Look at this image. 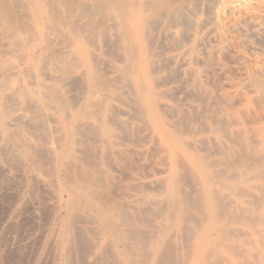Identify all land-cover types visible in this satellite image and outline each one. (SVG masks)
Masks as SVG:
<instances>
[{"label": "bare ground", "instance_id": "6f19581e", "mask_svg": "<svg viewBox=\"0 0 264 264\" xmlns=\"http://www.w3.org/2000/svg\"><path fill=\"white\" fill-rule=\"evenodd\" d=\"M250 1H248V3ZM256 1L257 0H255L254 2ZM214 2L215 0H0V146L9 148L12 155H10L9 158L17 157L25 159L28 163L27 166L31 174L36 173V175L39 176L44 171V167L47 168L48 165L45 164V166V160L43 161L41 158L37 157L38 151L35 150L37 143H35V145L33 141L37 142L38 140V145L39 143H41V146L45 145L46 143V145H48L49 143H54L53 147H48L49 149L51 148V152H49V149L47 151L51 153L52 156L49 157L51 158L49 160H51L53 163L51 164L49 162V165H51L49 167L53 168L52 172H56V174L59 175V172L64 170V168H67L71 170V174H73V177L68 178V181L59 182L58 184V189L61 192L67 193V198L65 199L66 212L65 214H60V216H57V223L59 224L58 248L60 250L58 264H75L73 255L76 254L74 257H78L79 255L77 251H79L78 247H80V245L78 244L80 243L78 242H81L82 246L83 234L82 232H79L75 227V221L77 219L79 220L77 216L80 217L81 215H76V213L74 214V210L81 209L82 205H85V207H87L88 214H91L95 218L94 220H104V223L102 222L103 224H100L104 225V227L107 229L106 231L109 232V234L113 237V241H111L110 244L114 246V253L112 254L116 255L115 259L113 258V261L105 262L106 260H102L101 255H97L98 257L100 256V261H103V263L105 262V264H229L232 263L231 261L233 260L229 259L228 256L226 257V254L237 253H242L245 256L244 262H241L240 264H264V251H253V249L251 248V246L257 243L259 239L258 237H262L260 233L262 232L264 235V230L259 231L255 229L256 227L251 230L247 228L257 221L264 224V156L259 154L262 152L261 149L264 148V139L259 140L261 142V145L259 147L250 142L246 136L240 135L241 145L238 150L243 153V156L239 160H235V156H233L234 153L232 151V146L225 144L223 141H220L221 139L219 140L218 131L214 128V125L212 124L213 122L210 120V118L212 117L215 118V112L211 110L210 112L204 114V123L218 136H215L213 138V141H209L207 138L199 139L194 137L191 132L192 129L187 125L186 119L189 118L188 115L181 116V114H185L186 110L184 109V111H182L180 107L174 106L170 102L166 101L169 93L171 92V89L166 88L165 83L166 80L169 79V75L167 74V72L165 73V70L170 67H167L168 65L176 64L175 62L177 61L179 63L181 62V65L186 67L184 74L186 75V73H190L191 75V77L187 75L185 78H192L194 80L197 79V81L200 78V71L196 69V65L193 66V62L195 60H199V46L201 47V37L198 33V30L199 27H201L203 24H212L216 29V26L219 25V16L218 14H214L215 16H209L210 18L207 17L209 19H203L204 21L200 19H193V16L196 15L192 16V14L190 15V13L195 11L194 8L196 6H191V4L195 3L196 5H204L208 9V11H213L214 5L212 6V4H214ZM233 2L237 1L233 0ZM258 3L260 4L261 2ZM217 4L219 5V3ZM236 5L238 4L236 3ZM198 7L200 8V6H197L196 8ZM235 7L237 6H234L233 8ZM250 9L247 8L246 11H250ZM254 10L255 9H253L252 11L254 12ZM258 11L256 9L257 13H259ZM253 12H247V15L249 13L250 17L253 19V17L251 16V14H253L255 19L257 15H255L256 12ZM215 13H217V11ZM226 13L227 12H225V14ZM229 14L230 13H228V15ZM240 14H238V16H240ZM262 14V11H260L259 16ZM236 16H231L230 18L234 17L236 19ZM222 18L226 19L227 17H221V19ZM234 18L232 19L235 20ZM258 18L259 17L257 16V19ZM233 20L231 22L234 24L236 20ZM259 20L262 21L261 18H259L258 21ZM241 21L242 20L240 19L237 24L239 25ZM228 22H230V20H228ZM237 24H234L235 27L237 26ZM231 27H233V25H231ZM231 27L229 31L231 30ZM213 28L212 32L210 33L212 34L214 32L215 40L219 42V47H224L225 43L227 42L225 34L227 32L218 29L215 30ZM232 30V33L234 31L236 32L234 28ZM237 32H239V29H237ZM230 36H232V34H230ZM236 36L234 35V37ZM230 38H232L231 40L235 39L233 37H229V39ZM236 39H238V37ZM240 42L242 44V40ZM238 45H240L239 42ZM247 45H250V43ZM215 46L218 47V45ZM203 49V51H205V48ZM210 49H213V45L212 48H209V50ZM173 50L181 51L177 55L169 54V52H172ZM250 50L251 49L249 48V51ZM244 51L247 53L246 49ZM231 52H234V50L229 51V53ZM240 54L243 53L241 52ZM233 55H235V52ZM245 55H242V57H246ZM257 55L260 56V54ZM259 56L255 57L260 59L261 56ZM228 59L230 60V58ZM242 61L244 60L242 59ZM203 63L205 64V62ZM203 63H201V65H204ZM245 63L247 66L249 61L248 63ZM206 64L208 63L206 62ZM215 64L216 63H214V65ZM214 65L212 67H214ZM221 65L220 67H222ZM254 65L257 66L258 63ZM260 65L258 66L260 67ZM247 69L248 68H246V70ZM249 69L250 72H252L251 67ZM246 72L249 73V71ZM260 73H264V67L257 68L254 72L251 73L250 76L248 75V77L253 80L252 83L254 84L253 86L255 88V92L257 94L264 95V81L259 80L258 78V75ZM220 75L222 74L220 73ZM176 77L172 75V79H175ZM210 77L211 76H209V78ZM263 77L264 74L262 78ZM222 78H220V82L222 81ZM178 79H181V75L180 78L178 77ZM181 82H183V80ZM169 84L170 83H168V85ZM183 86H185V84ZM213 86H215L214 83ZM228 86L230 85L228 84ZM247 89L248 87L246 88V90ZM249 89H251L250 85ZM78 91H80L79 93H82L81 98H78L76 94L72 95V92ZM181 91L182 90H180L179 92ZM68 92H71V95L67 97L66 94ZM196 92L198 93V91ZM250 93L251 92H249V94ZM199 95L201 96L202 94ZM199 98L198 100H196L195 98V100L200 101ZM207 100H209V98H207ZM207 100L206 97H203V101ZM223 100L224 98H222V101ZM262 100V102L264 103V97L262 98ZM175 101H177V98ZM181 101H184V97ZM250 101L251 99L248 98L247 102L249 103ZM213 102L215 103V101ZM237 103L240 102L238 101ZM123 104H126V106H128L127 110L130 114L129 119H122L118 115L121 109L120 106ZM211 104L213 103L211 102ZM255 104H259V102ZM258 107L259 106H257V108ZM198 108L195 110H198ZM167 112L173 114H180V112L182 113L178 115L176 121H173V118H171V114L170 119H172V121H170L168 117H165ZM250 112L251 111H249V113ZM210 114L211 116H208ZM50 121L57 124L52 125V122ZM223 121L225 122V119ZM251 121L252 120H250V122ZM214 123L216 124L217 122ZM256 124L258 123H255V125ZM259 125H261V123ZM221 127L223 128V126ZM253 127L255 126L253 125ZM130 128H134L136 130L144 128L146 129V131L149 130L153 136H156V138L159 139L160 144L163 146L165 152L167 153V159L169 163L167 177L163 181L161 180L162 182H160L163 185L162 188H160V183L156 184L153 182V184L157 185V187L154 185V188H160L161 190L158 193H150L151 191L145 194L141 193L142 195L136 198V203H138L140 206L136 209L132 208V211L125 209L123 207L125 205L123 202V206L116 205L115 203L106 204L108 202L103 203L100 201V199H97L98 197L96 198V193L98 192L97 189L101 188V190H106L108 188L109 180L111 179L112 175L107 169L106 163L103 159V169H95L94 167V169H90V164H88L89 167H86V163H81L83 157L78 156L79 154L86 155L85 151H91L93 155L92 150L96 149V151H98V148L101 150L104 156L114 155L118 158L119 156L124 154V152H126V150H124L122 147V133L126 130H129ZM225 131L227 130L225 129ZM90 134H92L94 138L88 139L87 137H89ZM146 136L149 137L150 135H145V137L143 136V138L147 139ZM224 137L225 136H223V139H225ZM128 138H130L129 135ZM205 140L209 141V143H207L208 145L205 144L208 149L207 154L202 153V146H200V143ZM212 142L214 143V146L211 145ZM134 144L136 145L137 143L134 142ZM128 147L130 148V146ZM155 147L153 148L156 149ZM157 149L159 148L157 147ZM0 150L2 149L0 148ZM5 151H2V154ZM43 151L45 152V150ZM155 151L156 150H154V152ZM154 152H151L150 154ZM214 152L218 153L221 158H212V154H214ZM87 153L90 154V152ZM86 156H84L85 158L83 161H85ZM152 158L153 157H151V159ZM156 159L157 158H155V161ZM249 160L253 161L254 163L249 164ZM18 161H20V159ZM97 162L100 163L99 161ZM22 163H20V166L15 165V168H23V166H21ZM124 163L126 164L127 161H125ZM149 165H151V163ZM140 166L142 167L143 165ZM144 166L146 167V165ZM114 167H112L111 169L113 170ZM148 167L149 166L147 165L146 170L147 173L150 174V170L153 167L151 168L150 166V172H148ZM127 169L128 168H126V170ZM14 170L15 169H13V171ZM49 170L51 169L49 168ZM128 170L130 171V169ZM133 170L135 173L136 169L133 168ZM156 171L158 170L156 169ZM19 173L21 176V172ZM139 173L141 174V172H138V174ZM2 174H4L3 170ZM17 174L14 175L15 178L18 177L19 174ZM124 174L122 173V177L124 176ZM146 175L148 176V174ZM119 176L120 175H118L117 177ZM5 178L6 177H4L3 179L4 181H6ZM127 178L128 177H126V179ZM129 179L131 181L130 177ZM19 180L21 181L22 179L19 177ZM133 180H136V178ZM11 181L12 183H10L12 185L14 183V180ZM33 181L34 179L32 180V183ZM22 183L24 184V181ZM34 185L35 181L33 186ZM133 185L137 186V184L134 183ZM4 187L6 188V186ZM189 187L190 190L188 189ZM113 188L115 187L113 186ZM131 188L132 187H130L129 189ZM139 188L141 189V186H139ZM1 190L3 189L1 188ZM6 190L7 189H5V191L3 190V192L7 194L8 192H6ZM135 190H137V188ZM43 191L44 190H42V192ZM3 192L2 195L5 196ZM99 192L100 195L101 191ZM113 193L114 192H112V194ZM16 194L17 191L16 193H14V195L17 196ZM121 194H124V191ZM121 194H118V196ZM2 195H0L1 198H3ZM47 195L48 193L45 194V196ZM255 195H258L260 206L254 205L255 201L257 200H255L254 198ZM51 196L53 197L54 195L51 194ZM5 197L9 198V196L7 195ZM56 197L55 199L53 198L55 201ZM246 197L254 199L247 200ZM43 198L44 196H42L41 199ZM119 198L121 199L120 196ZM5 199L2 200L6 201ZM41 199L40 201H42ZM47 199L48 198H46V200ZM7 200L9 201L10 199ZM43 200H45V198ZM14 201L16 200L14 199ZM10 202L12 201L10 200ZM56 202L55 204H57ZM5 203L3 204V206L6 205ZM45 203L43 205L47 206L48 204ZM10 204L12 203H9L8 205ZM48 206L43 210H51L53 207L49 206L50 208H48ZM8 207L9 206H6L5 209L4 207L0 208L8 212L9 210L7 209L10 208ZM61 207L62 206H60V208ZM132 207H134V205ZM29 209L31 210L32 208ZM4 210L3 212H5ZM38 211L41 214V208H39ZM45 211L44 214H47L49 216L50 212L48 214L45 213ZM27 212L32 211L27 210ZM41 218L43 219V217ZM2 219L3 218H1V223ZM235 222L241 223L244 227L246 226L247 229L240 228L236 230L235 228H233V224ZM45 223L46 221L43 222V227ZM78 223H83V221L80 222L79 220ZM19 224L20 221L18 222V226L23 225ZM36 226L37 225H35L34 227ZM143 226L145 227L143 228ZM38 227L40 229L43 228L39 225ZM94 227L95 226H93V228ZM3 230L5 231L6 229ZM19 230L17 229V231ZM28 231L31 232V230ZM39 231L42 232V229ZM91 231L93 232L92 229ZM96 231L97 230H95V232ZM6 232L9 233V230L5 231L3 235H5ZM19 232V236L22 237ZM95 232L93 233L95 234ZM33 234L31 233V235ZM11 235L13 234H10V236ZM179 237L180 240L178 239ZM7 238V240H9V237ZM95 239L98 240L97 238ZM177 239L179 241H177ZM9 242H11V238ZM9 242H7L6 244L9 245ZM2 243H0V245ZM16 243H18V240L16 241ZM36 243L37 242H35V244ZM38 243L36 244V246L40 244ZM85 244H83L82 248H80L82 249V252L84 251L83 248H86L88 250L89 247H92V245L90 244L86 245V247ZM73 245L77 246V249L73 248ZM26 246L28 247L29 245L26 244ZM94 247L102 254L110 253L107 252L108 247L105 246L103 242H99V244L97 243L95 246L93 245L92 248ZM29 248L31 249V247ZM29 248L26 253L30 251ZM34 248H32V251L36 250L35 246ZM45 249L46 248H44V250ZM72 249L77 250V253L75 252V250L72 251ZM92 250L91 252H93ZM7 251L5 253H7ZM136 251L138 253H135ZM88 252L89 251L85 252L87 253L86 256L80 254V258L76 257V259H78V261L76 260L77 264H82V262H79L80 260H84L83 264L86 262ZM10 254L12 253L10 252ZM91 254L93 253H90V255ZM3 255L2 257L4 258ZM7 255L8 254H5L6 258L8 257ZM29 255L30 254L26 256L29 257ZM13 256L17 255L15 254ZM97 256H95V259L98 258ZM32 257L33 256H31V261L29 262H33ZM56 257L55 259H57ZM83 257H85V259H83ZM21 258L22 256L20 257V259ZM213 258H216L217 260L213 261ZM110 259L112 260V258ZM25 261L27 260H24V262Z\"/></svg>", "mask_w": 264, "mask_h": 264}, {"label": "rangeland", "instance_id": "374dc122", "mask_svg": "<svg viewBox=\"0 0 264 264\" xmlns=\"http://www.w3.org/2000/svg\"><path fill=\"white\" fill-rule=\"evenodd\" d=\"M234 1H237V2H233V0H215V2H214V4H212V6H213V11H208V9L206 8V6H204V5H196L195 3L194 4H191V6H200V8L198 7V8H194V10L195 11H193L192 13H190V15L192 14V16L193 15H196V16H193V19H200V20H205V19H209L211 16L213 17V16H215L214 14H218V19H219V25H217L216 26V29H218V30H221V31H224V32H227V33H225L226 34V38H227V42L225 43V46L224 47H219V42L218 41H216L215 40V36H214V32L211 34L210 32H212V28L214 27L212 24H206V23H208V22H206L205 24L206 25H204V27H203V25L201 26V27H199V30H198V33H199V35H200V37H201V47L199 46V55H198V57H199V60H195L194 62H193V66H195L196 67V69H198L199 71H200V80L198 79V81H197V79L196 80H194V79H192V78H190L191 77V75H190V73H186V75L184 74V71H185V66H182L181 65V62L179 63L178 61L177 62H175L176 64H172V65H168L167 67H169L168 69H164L165 70V73L167 72V74L169 75V79H167L166 80V88H169V89H171V92L169 93V96H168V98H167V100L166 101H168V102H170L172 105H174V106H178V107H180L181 108V110L182 111H184V109L186 110L185 111V114H181L182 112H180V114H181V116H187L188 115V119H186V122H187V125L193 130H191V132H192V134L194 135V137H196V138H199V139H203V138H207L209 141H213L214 139V137L215 136H218L219 137V140L220 141H223L225 144H227V145H230V146H232V148H233V153H234V155L233 156H235L234 158H235V160H239L242 156H243V153L241 152V151H239L238 149L240 148V145H241V137H240V135H244V136H246L247 137V139L250 141V142H252L253 144H255V145H257V146H259L260 147V145H261V142L259 141L260 139H264V103L262 102L263 100H262V98L264 97V95H260V94H257L256 92H255V88H254V84L252 83V79H250V77H248V75L250 76L251 75V73L252 72H254L257 68H260V67H264V36H262V35H264V0H257L256 2L258 3V2H261L260 4L258 3H256V2H254L255 0H240V3H239V0H234ZM248 1H250L249 3H248ZM252 1H253V3H252ZM224 2V3H223ZM217 3H219V5L217 4ZM223 3V4H222ZM226 3V4H225ZM236 3L239 5H236ZM225 4V5H224ZM241 4V5H240ZM257 4V5H256ZM216 5V6H215ZM222 6H225V7H222ZM234 6H237V7H235V8H233ZM247 6V7H246ZM246 7V8H245ZM247 8L248 9H250V8H252V9H250V11H251V13L253 12L252 10L253 9H255L254 10V12L253 13H255L256 12V9H257V11H258V9H259V13H255V15H257L259 18H261V20L262 21H258V19H257V16L255 17V19H254V15L253 14H251V16L253 17V19L250 17V11L248 10V11H246L247 10ZM200 9V10H199ZM215 9H216V11H217V13H215L216 11H215ZM223 9V10H222ZM224 9H225V11H224ZM227 9V10H226ZM238 9V10H237ZM261 9V10H260ZM197 10H198V12H197ZM208 11V12H207ZM215 11V12H214ZM237 11H240V12H237ZM260 11H262V15H260L259 16V14H260ZM211 12V13H210ZM219 12V13H218ZM225 12H227L226 14H225ZM237 12V13H236ZM241 12H243V13H241ZM247 12H249L248 13V15H247ZM193 13H195V14H193ZM208 13V14H207ZM228 13H230L229 15H230V17L231 16H236V19L234 18V17H232V18H234L235 20H236V22H234V24H237L238 22H239V20L241 19L242 21H241V25L239 24H237V26L236 27H238V28H236L235 27V25L231 22L233 19L232 18H230L229 17V15H228ZM232 13H236L235 15L234 14H232ZM241 13V14H240ZM220 14V15H219ZM223 14V15H222ZM238 14H240V16H238ZM242 15H243V19H242ZM244 15H245V17H244ZM210 16V17H209ZM227 17L226 19L225 18H222L221 19V17ZM262 16V17H261ZM206 17V18H205ZM207 17H209V18H207ZM241 17V18H240ZM250 17V18H249ZM229 18V19H228ZM240 18V19H239ZM263 18V19H262ZM226 20V21H224V20ZM203 20V21H204ZM228 20H230V22H228ZM235 20H233V21H235ZM253 20V21H252ZM225 23H224V22ZM243 21H244V23H243ZM247 21V22H246ZM249 21V22H248ZM224 23V24H223ZM229 25H228V24ZM245 23H247V24H245ZM259 23V24H258ZM233 25V27H231V25ZM261 24V25H260ZM224 26V27H223ZM226 26V27H225ZM229 26V27H228ZM252 26H253V28H252ZM230 27H231V30L229 31V29H230ZM243 27V28H242ZM249 27V28H248ZM234 28V30H236V32L234 33H232L231 31H233L232 29ZM242 28V29H241ZM262 30H261V29ZM213 29H215V27L213 28ZM215 29V30H216ZM237 29H239V32H237ZM173 30H176V29H173ZM225 30H228V31H225ZM245 30H246V32H245ZM250 33H249V32ZM255 31V32H254ZM230 32V33H229ZM252 32V33H251ZM250 35H249V34ZM211 34V35H210ZM230 34H232V36H230ZM236 36L237 34V36L236 37H234V35ZM239 34H240V36H239ZM253 34V35H252ZM257 34H258V36H257ZM203 35H206V36H203ZM209 35V36H208ZM229 35V36H228ZM241 35H242V37H241ZM245 35V36H244ZM252 35V36H251ZM212 36H214V37H212ZM250 36V37H249ZM54 37V36H53ZM229 37H233V38H235V39H233V40H231L232 38H230L229 39ZM238 37V39H236ZM255 37V38H254ZM258 39H257V38ZM261 37V38H260ZM204 38V39H203ZM239 38H240V41L242 40V44H241V42L239 41ZM228 39H229V42H228ZM257 39V40H256ZM204 40V41H203ZM209 40V41H208ZM244 40V41H243ZM234 41V42H233ZM248 41V42H247ZM255 41V42H254ZM204 42V43H203ZM210 42V43H209ZM238 42H239V44L240 45H238ZM245 42H247V43H245ZM203 43V44H202ZM233 43H234V45H233ZM250 43V45H247V44H249ZM255 43V44H254ZM206 44V45H205ZM236 44V45H235ZM246 44V45H245ZM254 44V45H253ZM262 46H261V45ZM204 45V46H203ZM210 45V46H209ZM212 45H213V49H210L209 50V48H212ZM215 45H218V47L217 46H215ZM244 46V48H243V46ZM253 45V46H252ZM0 46H1V43H0ZM207 46V47H206ZM215 46V47H214ZM250 46V47H249ZM231 47V48H230ZM238 47V48H237ZM252 50H250L249 51V48ZM256 47V48H255ZM201 48V49H200ZM203 48H205V51H203L204 49ZM222 48H224V49H222ZM239 48H240V51H239ZM245 50L246 49V51H247V53L243 50V49ZM253 48H254V50H253ZM262 48V49H261ZM214 49H216V50H214ZM257 49H259V50H257ZM209 50V51H208ZM211 50H212V52H211ZM224 50V51H223ZM227 50H229V51H233L234 50V52H235V55H233L234 54V52H231V53H229V51H227ZM238 50V51H237ZM181 50H173L172 52H169V54H171V55H177V54H179V52H180ZM201 51H202V53H201ZM215 52H216V54H215ZM219 52H220V54H219ZM226 52V53H225ZM243 53V54H240V53ZM245 53H246V55H245ZM249 53V54H248ZM253 53V54H252ZM255 53V54H254ZM263 55H262V54ZM225 54V55H224ZM229 54V55H228ZM257 54H260V56L259 55H257ZM242 55H245L246 57H242ZM249 55V56H248ZM213 56H214V58H213ZM217 56V57H216ZM224 56V57H223ZM227 58H226V57ZM237 56H240V57H237ZM248 56V57H247ZM260 57V59L259 58H256V57ZM242 57V58H241ZM262 57H263V61H262ZM203 58V59H202ZM219 58H220V60H219ZM225 58V59H224ZM228 58H230V60L228 59ZM246 58H247V60H246ZM249 58V59H248ZM202 59V60H201ZM215 59V60H214ZM223 59V60H222ZM228 59V60H227ZM242 61V59L244 60V61H240V60ZM251 59V60H250ZM218 60H219V62H218ZM257 60V61H256ZM221 61H222V63H221ZM248 61H249V63H248ZM261 61V62H260ZM203 62H205V64L203 63ZM206 62L208 63V64H206ZM230 62V63H229ZM245 62H247L248 64H247V66H246V63ZM201 63H203L204 65H201ZM210 63H212V64H210ZM214 63H216L215 65H214ZM229 63V64H228ZM257 64L258 63V65H260V67L257 65H254V64ZM179 64V65H178ZM222 64V65H221ZM263 64V65H262ZM198 65V66H197ZM210 65V66H209ZM214 65V67H212ZM220 65L222 66V67H220ZM230 65V66H229ZM249 65H250V67H251V71L252 72H250V67H249ZM252 65V66H251ZM174 66H176V67H174ZM225 66V67H224ZM254 66H255V68H254ZM194 67V68H195ZM257 67V68H256ZM178 68V69H177ZM215 68V69H214ZM225 70H224V69ZM228 68V69H227ZM246 68H248L247 70H246ZM176 69V70H175ZM204 69V70H203ZM216 70V71H215ZM222 70V71H221ZM229 72H228V71ZM219 71V72H218ZM227 71V72H226ZM246 71H249V73L248 72H246ZM218 72V73H217ZM245 72V73H244ZM170 73V74H169ZM175 73H177V74H175ZM180 73V74H179ZM220 73L222 74V75H220ZM233 74V75H231V74ZM179 74V75H178ZM247 74V75H246ZM263 74L264 73H260L259 75H258V78H259V80H262V81H264V77L262 78V76H263ZM172 75L174 76V77H176L175 79H172ZM176 75V76H175ZM180 75H181V79L179 80L178 79V77L180 78ZM183 75V76H182ZM190 76L189 78L191 79H187V78H185L186 76ZM202 75H203V77H205V78H203L202 77ZM207 77H206V76ZM246 75V76H245ZM262 75V76H261ZM209 76H211L210 78H209ZM219 76V77H218ZM221 76V77H220ZM243 76H244V78H243ZM170 77H171V79H170ZM213 77V78H212ZM218 77V78H217ZM222 77H224V78H222ZM234 79H233V78ZM240 77H241V79H240ZM247 77H248V79H247ZM220 78H222V81L220 82ZM177 79V80H176ZM211 79V80H210ZM239 79H240V81H239ZM183 80V82H181ZM193 80V81H192ZM202 80V81H201ZM230 80V81H229ZM234 80V81H233ZM236 80V81H235ZM246 80V81H245ZM178 81V82H177ZM226 81V82H225ZM242 81H245V82H242ZM175 82V83H174ZM188 82H189V84H188ZM212 82V83H211ZM168 83H170L169 85H168ZM182 83V84H181ZM202 83V84H201ZM213 83H214V85L215 86H213ZM233 83V84H232ZM241 83V84H240ZM248 83H249V85H250V88L251 89H249V85H248ZM252 83V84H251ZM180 84V85H179ZM185 84V86H183ZM226 86H225V85ZM228 84L230 85V86H228ZM235 84V85H234ZM246 84V85H245ZM187 85V86H186ZM198 85V86H197ZM201 85H202V87H201ZM234 85V86H233ZM177 86V87H176ZM197 86V87H196ZM212 86V87H211ZM219 86V87H218ZM241 86H243V87H241ZM248 87V89L250 90H246V88ZM175 88H176V90H175ZM180 88H182V89H180ZM192 88H193V90H192ZM198 88V89H197ZM238 88H240V89H238ZM185 89H186V91H185ZM196 89V90H195ZM219 89V90H218ZM221 89V90H220ZM234 89H235V91H234ZM237 89V90H236ZM180 90H182L181 92H179ZM191 90V91H190ZM231 90V91H230ZM243 90H245V91H243ZM183 91H184V93H183ZM196 91H198V93L196 92ZM200 91H202V92H200ZM207 91V92H206ZM210 91V92H209ZM220 91V92H219ZM80 91H78V92H72L73 94L72 95H74V94H76V96H78V98L80 97H82V93H79ZM179 92V93H178ZM193 92V93H192ZM196 92V93H195ZM212 92H213V95H212ZM217 92V93H216ZM222 92V93H221ZM234 92H237V93H234ZM249 92H251V93H255V94H249ZM175 93H177V94H175ZM186 93V94H185ZM219 93V94H218ZM175 94V95H174ZM188 94H190V95H188ZM195 94H198V95H195ZM199 94H202L201 96L199 95ZM207 94V95H206ZM212 95V97H211V95ZM219 96H218V95ZM71 95V92H68L67 94H66V96L68 97V96H70ZM192 95H193V98H192ZM206 95V96H205ZM216 95V96H215ZM173 96V97H172ZM190 96V97H189ZM206 97V100H207V98H209V100H207V101H203V97ZM213 96H214V98H213ZM263 96V97H262ZM184 97V101H181L182 100V98ZM190 98V100H189V98ZM200 97V98H199ZM211 97V98H210ZM220 97H222V98H224V100L222 101V98H220ZM235 98V100H234V98ZM176 98H177V101H175L176 100ZM195 98H196V100H198V98H199V100L200 101H196L195 100ZM218 98H219V100H218ZM231 98H232V101H231ZM248 98H250L251 99V101L248 103L247 101H248ZM174 100V101H173ZM203 102H202V101ZM204 100H205V98H204ZM236 100H237V102L239 101L240 103H237L236 102ZM241 100V101H240ZM261 100V101H260ZM213 101H215V103L213 102ZM220 101V102H219ZM259 102V104H255V103H258ZM202 102V103H201ZM208 102V103H207ZM211 102L213 103V104H211ZM225 104H224V103ZM223 103V104H222ZM235 103V104H234ZM203 106H202V105ZM216 106H215V105ZM238 104V105H237ZM186 105V106H185ZM190 105V106H189ZM200 105V106H199ZM209 105V106H208ZM211 105V106H210ZM244 105V106H243ZM126 104H123V105H121L120 107H121V109H120V111H119V113H118V115L120 116V118H124V119H129V117H130V114H129V111L127 110V108H128V106H126ZM207 108H206V107ZM257 106H259L258 108H257ZM191 107V108H190ZM196 107V108H195ZM200 109H199V108ZM203 107V108H202ZM255 107V108H254ZM193 108H195V109H197L198 108V110H195V109H193ZM205 108V109H204ZM209 108V109H208ZM221 108V109H220ZM189 109V110H188ZM192 109V110H191ZM208 109V110H207ZM219 109V110H218ZM223 109V110H222ZM263 109V110H262ZM213 111V112H215V118H210V120L213 122L212 124L214 125V128L218 131V135H216V133L215 132H213L212 130H210L209 128H208V126H206L205 125V123H204V114H206V113H208V112H210V111ZM228 110V111H227ZM124 111H126V112H124ZM198 111H199V113H198ZM203 111V112H202ZM218 111V112H217ZM249 111H251L250 113H249ZM254 111V112H253ZM258 111H259V114H258ZM186 112H187V114H186ZM202 112V113H201ZM237 112V113H236ZM184 113V112H183ZM223 113H224V115H223ZM233 113H234V115H233ZM236 113V114H235ZM256 113H257V115H256ZM171 114H172V116H171ZM179 113L178 114H173V113H168L167 112V114L165 115V117L167 118L168 117V119L170 120V121H172V119H170V116H171V118H173V121H176L177 120V118H178V115H180ZM229 114H230V116H229ZM253 116H251V115ZM256 115V117H255V115ZM167 115H169V116H167ZM195 116V117H193V116ZM236 115V116H235ZM192 116V117H191ZM207 116V115H206ZM208 116H211V114L210 115H208ZM224 116V117H223ZM199 117V118H198ZM228 117V118H227ZM230 117V118H229ZM249 117V118H248ZM236 118H237V120H236ZM242 118V119H241ZM252 118V119H251ZM189 119H190V121H189ZM195 119H197V120H195ZM214 119V120H213ZM225 119V122L223 121ZM242 120H243V122H242ZM250 120H252L251 122H250ZM221 121V122H220ZM50 122H52V121H50ZM188 122H191V123H188ZM214 122H220V123H214ZM222 122H224V123H222ZM249 122V123H248ZM252 122H254V123H252ZM199 123V124H198ZM203 123H204V125H203ZM236 123H237V125H236ZM255 123H258V124H256L255 125ZM261 123V125H259ZM52 125H56L57 123H55V122H52L51 123ZM190 124V125H189ZM220 124V125H219ZM222 124V125H221ZM224 124H226V125H224ZM228 124V125H227ZM233 124V125H232ZM235 124V125H234ZM243 124V125H242ZM192 125V126H191ZM201 125H202V127H201ZM246 125V126H245ZM253 125L255 126V127H253ZM206 126V127H205ZM221 126H223V128L221 127ZM239 126V127H238ZM221 127V128H220ZM236 127H238V128H236ZM206 128V129H205ZM219 128V129H218ZM229 128V129H228ZM250 128V129H249ZM256 128V129H255ZM33 129V128H32ZM199 129V130H198ZM201 129H202V132H201ZM205 129V130H204ZM220 129H222V130H220ZM225 129L228 131H225ZM34 130V129H33ZM136 129H129V130H126V131H124L123 133H122V137L124 138V140H126V141H124L123 140V138H122V147H123V149L124 150H126V152H124V154H122L121 156H119L118 158L116 157V156H114V155H105L104 156V154H102V152H101V150L100 149H98L97 148V150L98 151H96V149L95 150H92V152H93V155H92V153H91V151H85L86 152V155L84 154V155H81V154H79L78 156H82L83 157V160H84V156H86V159H85V161H83V160H81V163H86V167H89L90 166V169H103V161H102V159L104 160V162L106 163V167H107V169L110 171V174L112 175V177H111V179L109 180V184H108V188L105 190H101V188L100 189H97V193H96V198L99 200L100 199V201L101 202H103V203H106V202H108V203H106V204H112V203H115L116 205H120V206H123V204H122V202L125 204L123 207L125 208V209H128V210H133V209H136L137 207H139L140 205L138 204V203H136L137 202V199L136 198H138V196H140V195H142V194H145V193H149L150 191V193H158L161 189L160 188H162V183H160V182H162L166 177H167V170H168V168H169V163H168V159H167V153L165 152V150H164V148H163V146L160 144V141H159V139H157L156 138V136H153L152 134H151V132L149 131V130H147L146 131V129H140V130H136ZM142 130V131H141ZM139 131H141V132H139ZM143 131H145V132H143ZM221 131H223V132H221ZM225 131V132H224ZM135 132H137V133H135ZM249 134H248V133ZM77 133V132H76ZM130 133V134H129ZM135 133V134H134ZM223 133V134H222ZM125 134V135H124ZM150 135L149 137L148 136H146L147 137V139H144L143 138V136L145 137V135ZM128 135L130 136V138H128ZM136 136V138H135V136ZM140 135V136H139ZM141 135H143V136H141ZM88 136V135H87ZM134 136V137H133ZM138 136H139V139H138ZM223 136H225L224 138L225 139H223ZM248 137H250V138H248ZM88 139H90V138H94V136L92 135V134H90L89 135V137H87ZM132 138V139H131ZM133 138H135V139H133ZM32 139H34V138H32ZM156 139V140H155ZM35 140H36V138H35ZM92 140V139H91ZM128 140V141H127ZM130 140V141H129ZM136 140V141H135ZM145 140V141H144ZM203 141V142H201L200 143V146H202L201 147V150H202V153L203 154H207V147H206V145H208L207 143H209V141ZM124 141V142H123ZM141 141V142H140ZM144 141V142H143ZM149 143H147V142ZM153 141V142H152ZM154 141H155V143H154ZM38 140H37V142L35 141H33V143L35 144V143H37V145H36V151H38L37 152V154H38V158H41L43 161H44V165L45 164H47L48 166H47V168L49 167V166H51V165H49V162L51 163V164H53L52 163V161L51 160H49V159H51V158H49V157H52L51 156V153H49V152H51L50 151V149L48 148V147H53L54 146V143H49L48 145H46L47 143L46 142H44V143H46L45 145H42L41 146V143H39V145H38ZM128 142V143H127ZM131 142V143H130ZM133 142V143H132ZM134 142L135 143H137L136 145L134 144ZM139 142H140V144H139ZM143 142V143H142ZM146 142V143H145ZM44 143H42V144H44ZM125 143V144H124ZM154 143V144H153ZM204 143V144H203ZM127 144V145H126ZM130 144V145H129ZM139 144V145H138ZM159 146H158V145ZM206 144V145H205ZM134 145H135V147H134ZM152 145H153V147H155L156 145V149H154L153 147H152ZM155 145V146H154ZM211 145L212 146H214V143L212 142L211 143ZM126 146V147H125ZM128 146H130V148L128 147ZM132 146V147H131ZM140 146V147H139ZM153 148V150H152V148ZM125 147V148H124ZM143 147V148H142ZM157 147L159 148V149H157ZM235 147V148H234ZM0 148L2 149V150H0L1 152H0V158H2L3 159V161H5V162H3L2 161V159H0V181L2 182H0V195H2V192H3V190L5 191V189H7L6 190V192H8L7 194L6 193H4L3 192V194H5V196L7 195V196H9V198L8 197H5V196H3V198H1V196H0V207H4V209H5V207L6 206H9L8 208L9 209H7V210H9L8 212L6 211V210H4V209H1V212H3V210L5 211V212H3V213H1L0 212V216H1V214H2V216L0 217V243H2L1 245H0V264H23V262H24V260H27V261H25L26 262V264H47V261H48V264H58V258H59V255H60V250H59V248H58V236H59V224L57 223V216H60V214H65V212H66V210H65V207H66V201H65V199L67 198V193L66 192H61L59 189H58V184H59V182H66V181H68L69 179L68 178H71V177H73L72 175L73 174H71V170H69V169H67V168H64V170H62L61 172H59V175H57L56 174V172H52V167H49L51 170H49V168L47 169L46 167H44V171L41 173V175H36V173H33V174H31V172L29 171V168H28V163L26 162V160L25 159H21V158H13V157H11V158H9L10 157V155H11V153H10V150H9V148L8 147H5L4 148V146H0ZM3 148H4V150H3ZM134 148V149H133ZM137 148V149H136ZM140 148V149H139ZM150 148H151V152H154V150H156L154 153H152V154H154V155H152V154H150L151 152H150ZM11 149V148H10ZM40 149V150H39ZM47 149V150H46ZM48 149H49V152H47L48 151ZM133 149V150H132ZM162 149V150H161ZM204 149V150H203ZM6 150V151H5ZM43 150H45V152L43 151ZM127 150H128V152H127ZM161 150V151H160ZM262 150V152L261 153H259L260 155H262V156H264V148L263 149H261ZM2 151H5L3 154H2ZM8 151V152H7ZM130 151V152H129ZM136 151V152H135ZM142 151V152H141ZM206 151V152H205ZM42 152V153H41ZM44 152V153H43ZM84 152V153H85ZM87 152H90V154L89 153H87ZM139 152H140V154H139ZM144 152V153H143ZM158 152V153H157ZM162 152V153H161ZM50 155H49V154ZM155 153H156V156H155ZM161 153V154H160ZM8 154V155H7ZM44 154H46V155H44ZM101 156H100V155ZM129 156H128V155ZM148 154H149V156H148ZM157 154H159V155H157ZM4 155H6V156H4ZM90 155V156H89ZM95 155V156H94ZM141 155H142V158H141ZM161 155V156H160ZM4 156V157H3ZM12 156V155H11ZM158 156V157H157ZM99 157V158H98ZM115 157V158H114ZM128 157V158H127ZM130 157H132V158H130ZM151 157H153L152 159H151ZM6 158V159H5ZM8 158V159H7ZM48 158V159H47ZM88 158V159H87ZM92 160H97V161H99L100 163H98L97 161H92ZM95 158V159H94ZM106 158V159H105ZM117 158V159H116ZM123 158V159H122ZM148 158V159H147ZM155 158H157L156 159V161H155ZM161 159V162H160V159ZM212 158H215V159H219V158H221V156L218 154V153H216V152H214V154H212ZM9 159H10V161H9ZM20 159V161H18ZM114 159V160H113ZM132 159V160H131ZM145 161H144V160ZM159 159V160H158ZM7 160V161H6ZM17 160V161H16ZM108 160V161H107ZM134 160V161H133ZM137 160H138V162H137ZM148 160V161H147ZM2 161V162H1ZM13 161V162H12ZM46 161H47V163H46ZM83 161V162H82ZM91 161V162H90ZM123 162V163H121V162ZM125 161H127V163L125 164L124 162ZM152 161V162H151ZM158 161V162H157ZM163 161V162H162ZM248 161V160H247ZM22 163L21 164V166H23V168L21 167H18V168H15L16 166L15 165H17V166H20V163ZM90 162V163H89ZM93 162V163H92ZM112 164H111V163ZM119 162H120V164H119ZM145 162V163H144ZM147 162V163H146ZM151 163V165H149L150 163ZM157 164H156V163ZM159 162H160V164H159ZM237 162H239V161H237ZM4 163V164H3ZM110 163V164H109ZM117 163H118V165H117ZM141 163V164H140ZM144 163V164H143ZM149 163V164H148ZM249 164H252V163H254L253 161H251V160H249V162H248ZM5 164H7V165H5ZM88 164H90L89 166H88ZM154 164V165H153ZM26 165V166H25ZM112 165V166H111ZM116 165V166H115ZM126 165H127V167H126ZM138 165V166H137ZM140 165H146V167L144 168L143 166V168L140 166ZM147 165L149 166L148 167V172H150V174L149 173H147V170H146V168H147ZM165 165V166H164ZM6 166H8V167H6ZM9 166H10V168H9ZM46 166V165H45ZM53 166V165H52ZM95 166H97V167H95ZM115 166V167H114ZM150 166H151V170L149 169L150 168ZM94 167V168H93ZM109 167V168H108ZM112 167H114L113 168V170L111 169ZM120 167H121V170H120ZM141 167V168H140ZM27 168V169H26ZM117 168V169H116ZM126 168H128V169H130V171L127 169L126 170ZM133 168H135L136 170H135V173H134V170H133ZM12 170V172H11V170ZM13 169H15L14 171H13ZM47 171H46V170ZM115 169V170H114ZM146 171H145V170ZM156 169L158 170V171H156ZM2 170H3V172H4V174H2ZM8 170H10V171H8ZM50 172H49V171ZM112 170V171H111ZM116 170H117V172H116ZM133 170V171H132ZM138 170V171H137ZM150 170V171H149ZM153 170V171H152ZM17 171V172H16ZM123 171H125V172H123ZM126 171H128V172H126ZM144 171H145V173H144ZM156 171V172H155ZM19 172H21V176H20V173ZM28 172V173H27ZM45 172V173H44ZM121 172V173H120ZM130 172V173H129ZM138 172H141V174H142V176H141V174L139 175L138 174ZM159 172V173H158ZM11 173V174H10ZM19 175H18V174ZM113 173H114V175H113ZM122 173L124 174V176L125 175H128V176H123L122 177ZM126 173H128V174H126ZM18 175V177L17 178H15L14 177V175ZM24 174V175H23ZM146 174H148V176L146 175ZM118 175H120L119 177H117ZM133 175V176H132ZM150 175H151V177H150ZM4 177H6L5 178V180L6 181H4L3 179H4ZM19 177L22 179L21 181L19 180ZM32 177V178H31ZM45 177V178H44ZM63 179H62V178ZM126 177H128L127 179H126ZM129 177L131 178V181H130V179H129ZM136 178V180H133V179H135ZM51 178V179H50ZM54 178V179H53ZM56 178V179H55ZM118 178V179H117ZM14 180V185L12 184L11 185V183H12V181L11 180ZM34 179V181H35V187L33 186V184H34V181H33V183H32V180ZM126 181H125V180ZM138 179V180H137ZM10 180V181H9ZM29 180H31V181H29ZM114 180V181H113ZM118 180V181H117ZM121 180V181H120ZM133 180V181H132ZM162 180V181H161ZM8 181V182H7ZM24 181V184L22 183ZM42 183H41V182ZM11 182V183H10ZM54 182V183H53ZM115 182L116 183V185H115V183L113 184V183ZM118 182H121V183H118ZM128 182H129V184H128ZM153 182L154 183H156V184H159L160 183V188H154L155 186L157 187V185H155V184H153ZM10 183V184H9ZM17 183V184H16ZM41 183V184H40ZM112 183V184H111ZM127 183V184H126ZM130 183H132V184H130ZM133 183L134 184H137V186H135V185H133ZM8 184H9V186H8ZM40 185H41V188H40ZM141 186V189L139 188V186ZM149 185V186H148ZM151 185V186H150ZM155 185V186H154ZM4 186H6V188L4 187ZM10 186H12V187H10ZM15 186V187H14ZM31 186H32V188H31ZM68 186H69V184H68ZM113 186L115 187V188H113ZM117 186V187H116ZM121 186V187H120ZM137 188V190H135L136 188ZM8 187V188H7ZM10 187V188H9ZM17 187V188H16ZM33 187H34V191H33ZM48 187V188H47ZM112 187V188H111ZM126 188V190H125V188ZM130 187H132L131 189H129ZM143 187H145V188H143ZM151 187V188H150ZM159 187V186H158ZM1 188L3 189V190H1ZM5 188V189H4ZM11 188H13V189H11ZM16 188V189H15ZM119 188V189H118ZM122 188V189H121ZM148 188V189H147ZM11 189V190H10ZM21 189V190H20ZM37 189V190H36ZM139 189V190H138ZM189 190H190V187L188 188ZM9 190H10V192H9ZM42 190H44L43 192H42ZM46 190V191H45ZM148 192H147V191ZM15 191V192H14ZM16 191H17V196H15L14 195V193H16ZM33 191V192H32ZM41 191V192H40ZM99 191H101V194L99 195ZM102 191H104V192H102ZM111 191V192H110ZM123 191H124V194H121V193H123ZM157 191V192H156ZM37 192V193H36ZM52 192V193H51ZM112 192H114L113 194H112ZM119 192V193H118ZM121 192V193H120ZM126 192V193H125ZM34 193V194H33ZM40 193H41V195L42 196H44V198H45V200H46V198H48L46 201L45 200H43V199H41L42 198V196L40 195ZM48 193V195L47 196H45V194H47ZM129 193V194H128ZM142 193V194H141ZM9 194V195H8ZM44 194V195H43ZM51 194L52 195H54L55 197H56V201L54 200L55 199V197L53 196H51ZM115 194V195H114ZM117 194V195H116ZM118 194H121V195H119L120 197H121V199L119 198V196H118ZM128 196H126V195ZM40 195V196H39ZM109 195V196H108ZM135 195V196H134ZM13 196H14V198H13ZM62 196H63V198H62ZM113 196V197H112ZM117 196H118V198H117ZM127 198H126V197ZM109 197V198H108ZM131 197V198H130ZM5 198H7V199H10L12 202H10V200L8 201L7 199H5ZM54 198V199H53ZM255 206H260V203H259V199H258V195H255ZM254 198H249V197H246V199L248 200V199H250V200H253ZM2 199H5L6 201H4V200H2ZM14 199L16 200V201H14ZM40 199L42 200V201H40ZM108 199V200H107ZM123 200V201H122ZM134 200V201H133ZM3 201H4V203L6 204V205H4L3 206ZM25 201H26V203H25ZM117 201H119V202H117ZM121 201V202H120ZM129 201V202H128ZM46 202V203H45ZM55 202L57 203V204H55ZM9 203H12V204H10V205H8ZM29 203V204H28ZM37 203V204H36ZM48 204L50 207H52V209L50 210V209H46V211L45 210H43V209H45L46 207L43 205V204ZM134 203V204H133ZM26 204V205H25ZM40 204H41V206H40ZM22 205V206H21ZM57 205V206H56ZM134 205V207H132ZM249 205V204H248ZM31 206V207H30ZM43 206V207H42ZM48 206V208H50ZM55 206H56V208H55ZM60 206H62L61 208H60ZM129 206H131V207H129ZM250 206V205H249ZM25 209V210H23V209ZM26 208H27V210H29V211H32V212H27V210H26ZM29 208H32L31 210L29 209ZM39 208H41V214H40V210L38 211V209ZM133 208V209H132ZM21 209V210H20ZM63 209V210H62ZM139 209V208H138ZM21 211H22V213H21ZM44 211H45V213H48L49 214V212H50V215L48 216L47 214H44ZM7 213V214H6ZM30 213H31V215H30ZM34 213V214H33ZM43 213V214H42ZM76 213V215H78V214H80L81 216L80 217H78L77 216V218H79V220H80V222H82L83 221V223H78V221L76 220L75 221V227L77 228V230L79 231V232H82V234H83V236H82V246H83V244H85V242H86V244H85V246L86 245H92V247H93V245L95 246L97 243L99 244V242H103L104 243V245L105 246H107L108 247V251L107 252H110V253H108V254H102L99 250H97L95 247L94 248H90L89 246V248H88V250L86 249V248H83L84 249V251L85 252H87V251H89L90 253H93V254H91L90 255V253L88 252V256H87V260H86V264H90L91 262L92 263H94V264H105V262H107V261H113V258L115 259V254H112V253H114V246L113 245H111L110 244V242L111 241H113V237L109 234V232H107L106 230V228L104 227V225H102L103 223H104V220H94L95 218L91 215V214H88V209H87V207H85V205L83 206L82 205V207H81V209H79V210H74V214ZM140 213H142V212H140ZM144 213V212H143ZM33 214V215H32ZM92 214H94V213H92ZM4 215H5V217H4ZM28 215V216H27ZM42 215V216H41ZM46 215V216H45ZM144 215V214H143ZM20 216V217H19ZM43 217V219L41 218V217ZM7 217V218H6ZM33 217V218H32ZM1 218H3L2 219V223H1ZM20 218H21V220H20ZM28 218V219H27ZM38 218H40V219H38ZM45 218H46V220H45ZM81 218H83V219H81ZM30 219V220H29ZM32 219H33V222H32ZM13 220V221H12ZM28 220V221H27ZM9 221V222H8ZM10 221H12V222H10ZM20 221V224H23L22 226H18V222ZM25 223H24V222ZM44 221H46V223H45V225H44V227H43V222ZM85 221V222H84ZM97 222V223H96ZM103 222V223H102ZM11 223V224H10ZM34 225H33V224ZM42 223V224H41ZM96 225H95V224ZM100 223H102V224H100ZM10 224V225H9ZM19 224V225H20ZM26 224V225H25ZM35 225H37L36 227H34ZM38 225L41 227H43V228H41L42 229V232L41 231H39V230H41L39 227H38ZM84 227H83V226ZM8 226V227H7ZM25 226V227H24ZM31 226V227H30ZM82 226V227H81ZM93 226H95L94 228H93ZM99 226V227H98ZM6 227V228H5ZM28 227H30V228H28ZM33 227V228H32ZM88 227V228H87ZM145 226H143V228H144ZM250 227H252V228H250ZM250 227H247V228H249L250 230L251 229H253V228H255V229H257V230H259V231H262V230H264V224H262V223H260V222H256V223H254V224H252ZM23 228H24V230H23ZM84 228V229H83ZM90 228V229H89ZM97 228V229H96ZM233 228H235L236 230H238V229H240V228H246V226L244 227L241 223H239V222H235L234 224H233ZM246 228V229H247ZM3 229H6L5 231H8L9 230V233L8 232H6V237H5V235H3L4 234V230ZM17 229L19 230V231H21V232H23V233H21V232H19V231H17ZM52 229H53V231H52ZM55 229V230H54ZM91 229L93 230V232H95V230H97L96 232H95V234L91 231ZM28 230H31V232L30 231H28ZM37 231V232H35V231ZM44 230V231H43ZM85 230V231H84ZM90 230V231H89ZM28 231V232H27ZM33 231H34V234H33ZM11 232V233H10ZM18 232L20 233V235L22 236V237H20L19 236V234H18ZM98 232V233H97ZM28 235H27V234ZM30 233V234H29ZM31 233L33 234V235H31ZM40 233H41V237H40ZM52 233V234H51ZM55 233V234H54ZM90 233V234H89ZM96 233H97V235H96ZM10 234H13V235H11L10 236ZM39 234V235H38ZM54 234V235H53ZM94 234V235H93ZM261 234V236L262 237H258L259 239H258V241H257V243H255L253 246H251V248L253 249V251H264V235H263V233L261 232L260 233ZM30 235V236H29ZM56 235V236H55ZM1 236H2V238H1ZM28 236V237H27ZM39 236V237H38ZM84 236H85V238H84ZM7 237H9V240H7L8 238ZM25 238V240H24V238ZM30 237V238H29ZM37 237H38V240L40 241V238H41V241L39 242L38 240H37ZM90 238V239H88V238ZM10 238H11V242H9L10 241ZM17 238V239H16ZM23 238V239H22ZM95 238H97L98 240H96ZM84 239V240H83ZM179 240H180V237L178 238ZM177 239V241H179ZM7 240V241H6ZM18 240V243H16V241ZM31 240V241H30ZM37 240V241H36ZM6 241V242H5ZM21 241V242H20ZM28 241H29V243H28ZM83 241H85V242H83ZM89 241H92V242H89ZM109 241V242H108ZM260 241V242H259ZM7 242H9L8 244L9 245H7L6 243ZM15 242V243H14ZM31 242H32V245H31ZM35 242H39L38 244L39 245H37L36 246V244H35ZM53 242V243H52ZM27 245H29L28 247L26 246V244ZM47 245H46V244ZM78 243H80V244H78V245H80V247H78L79 248V251H77V250H75V249H77V246H74L73 245V248H75L74 250H75V252L77 251L78 253H79V255H78V257L77 258H80L81 257V255L83 254V256H86V254L87 253H85L84 251V253L82 252V249H80V248H82V246H81V242H78ZM108 245H107V244ZM4 244H5V246H4ZM35 244V245H34ZM18 245H20V246H18ZM53 245V246H52ZM75 245H77V244H75ZM109 245H110V247H109ZM26 246V247H25ZM34 246L36 247V250H33L32 251V248H34ZM84 246V247H85ZM16 247V248H15ZM18 247V248H17ZM29 247H31V249L29 248ZM53 247V248H52ZM87 247V246H86ZM27 248V249H26ZM28 248H29V250L31 251H29V252H27L26 253V251L28 250ZM44 248H46L45 250H44ZM5 249H6V251H7V253H5L6 251H5ZM21 249V250H20ZM35 249V248H34ZM93 249V250H92ZM50 250V251H49ZM53 250V251H52ZM73 249H72V251H74ZM80 250H81V252H80ZM87 250V251H86ZM91 250L93 251V252H91ZM111 250V251H110ZM14 251V252H13ZM9 252V253H8ZM10 252L12 253V254H10ZM17 252V253H16ZM22 252V253H21ZM76 252V253H77ZM2 253V254H1ZM13 253H15L17 256H13V255H15V254H13ZM52 253V254H51ZM74 253V252H73ZM135 253H138L137 251L135 252ZM4 254V255H3ZM5 254H8L7 256L9 257H7L6 258V256H5ZM20 254H22V255H20ZM28 256V254H30L29 255V257H27L26 255ZM32 254V255H31ZM81 254V255H80ZM95 254V255H94ZM2 255L4 256V258L2 257ZM13 257H12V256ZM23 255H25V256H23ZM52 255V256H51ZM76 255V254H75ZM75 255H73V258H74V261H75V264H77V261H78V259H76V257H74ZM97 255H101V258H102V260H106L104 263H103V261H100L101 259H100V256L98 257ZM106 255V256H105ZM136 255V254H135ZM138 255V254H137ZM242 255V256H241ZM11 256V257H10ZM22 256V263H21V259H20V257ZM31 256H33L32 257V261L33 262H29V261H31L30 260V258H31ZM57 256V257H56ZM95 256H97L98 258L97 259H95L96 257ZM112 256V257H111ZM228 256V258L229 259H232L233 261H231L232 263H229V264H240L241 262L243 263L244 262V255L242 254V253H237V254H226V257ZM24 257V258H23ZM50 257V258H49ZM55 257L57 258V259H55ZM16 258V259H15ZM26 258V259H25ZM106 258H108V259H106ZM110 258H112V260L110 259ZM117 258V257H116ZM24 259V260H23ZM46 259V260H45ZM49 259V260H48ZM82 259V258H81ZM83 259H85V257H83ZM99 259V260H98ZM5 260V261H4ZM11 260H12V262H11ZM51 260V261H50ZM73 260V259H72ZM77 260V261H76ZM80 260V259H79ZM95 260V261H94ZM98 260V261H97ZM217 259L216 258H213V261H216ZM41 261V262H40ZM50 261V262H49ZM73 261V262H74ZM83 261L84 260H80L79 262H82V264H83ZM94 261V262H93ZM6 262V263H5ZM19 262V263H18ZM25 262H24V264H25ZM89 262V263H88ZM98 262V263H97ZM238 262V263H237ZM84 263V264H85ZM91 263V264H92ZM79 264V263H78ZM81 264V263H80ZM224 264H228V263H224ZM249 264V263H248Z\"/></svg>", "mask_w": 264, "mask_h": 264}]
</instances>
